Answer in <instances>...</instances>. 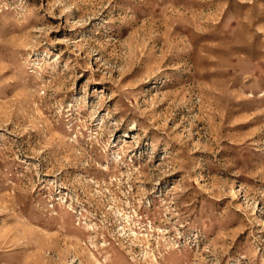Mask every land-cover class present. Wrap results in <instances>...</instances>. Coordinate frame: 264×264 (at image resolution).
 Returning <instances> with one entry per match:
<instances>
[{
    "label": "rangeland",
    "instance_id": "obj_1",
    "mask_svg": "<svg viewBox=\"0 0 264 264\" xmlns=\"http://www.w3.org/2000/svg\"><path fill=\"white\" fill-rule=\"evenodd\" d=\"M0 264H264V0H0Z\"/></svg>",
    "mask_w": 264,
    "mask_h": 264
}]
</instances>
